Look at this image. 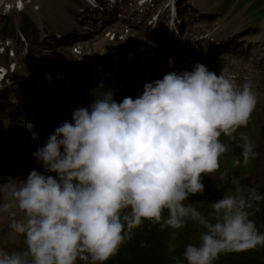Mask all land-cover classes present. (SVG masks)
Wrapping results in <instances>:
<instances>
[{
	"label": "clouds",
	"instance_id": "obj_1",
	"mask_svg": "<svg viewBox=\"0 0 264 264\" xmlns=\"http://www.w3.org/2000/svg\"><path fill=\"white\" fill-rule=\"evenodd\" d=\"M92 95L33 153L43 174L0 184V218L24 244L0 248V264H107L145 223L173 237L199 227L198 242L174 264H216L264 247L252 218L264 196L255 190L237 187L207 214L189 202L219 170L227 151L220 137L247 128L258 102L250 81L197 63L145 83L135 99L117 102L103 83ZM241 137L243 159H254V145Z\"/></svg>",
	"mask_w": 264,
	"mask_h": 264
},
{
	"label": "bare ground",
	"instance_id": "obj_2",
	"mask_svg": "<svg viewBox=\"0 0 264 264\" xmlns=\"http://www.w3.org/2000/svg\"><path fill=\"white\" fill-rule=\"evenodd\" d=\"M7 2L12 1V0H6ZM34 2H36V0H33ZM38 3L41 5L42 10L41 11H47V18L50 22L54 21V15L51 13L53 12V7H50V2L49 0H37ZM118 1V0H115ZM149 2H146V7H155L157 4L154 0H148ZM166 0H163V2ZM170 1V3L173 6H180L179 4L182 2V0H167ZM209 4V2H207ZM221 9L223 11H225V18L227 16H229L231 13H233L235 11V9L231 8L229 5H231L229 2L226 3H222L221 4ZM218 7V6H217ZM216 7V8H217ZM80 8H84V7H80ZM176 9V8H175ZM2 11V8H0V12ZM101 8L97 7L96 8V16H97V26L100 28L102 26V22L104 20L103 16L101 15ZM111 13V11L109 10V14ZM159 13H162L161 10H159ZM168 13V12H165ZM235 13V12H234ZM149 14V10H147L146 12V16H148ZM154 15V13H152ZM224 14V12H223ZM155 15H157L155 13ZM158 16V15H157ZM218 16V15H217ZM223 16V15H222ZM223 17V21L222 24H224L225 26L218 31L219 28V23H216V21L213 22V24H202L200 30H199V34L197 36L196 39H194L193 44L194 46L197 48L196 52L194 54V60H192V67L188 70L186 68H179V70L177 71V73H181L184 71H191L193 69V67L197 64V63H202L204 64L210 71H214L217 74H219L221 68H227L230 72L234 73L237 77V83H243L244 81H249V77L251 76V74L247 73V70L250 69H254L257 70L259 72V74H261L264 78V64H256V65H252L250 67V65L244 64L245 60H249L252 57L259 55L258 53H254L253 50L255 48V46L253 44H249V40H252L253 38H264V34H259L260 31H257L259 27H261V25H264V22L262 19L257 20L256 17L255 18H251L247 21H245L243 24L239 25L237 28H233L232 27V22L233 20L231 18H225ZM160 18V16H158V19ZM200 21L199 23L202 22H207L208 18L207 16H201L200 17ZM89 20L94 19L93 17H88ZM161 20V19H160ZM258 25V27H257ZM175 28L176 25L174 26ZM162 28V26H161ZM173 28V27H172ZM83 29H80V32L78 35H82L83 33ZM244 32L246 33L247 36L244 35ZM223 35H231L233 33H237L238 36L236 38L231 39L228 42H221V37L220 34ZM112 31H110V35H108V38L110 40L111 46L113 48H117L118 47V43L116 42L115 38L118 34V32H116L115 34L111 35ZM80 37H74L71 41H76L79 40ZM108 41V39H107ZM109 43V41H108ZM218 43H222L223 45H225L224 47V51L226 49H229L230 51V56L228 59H226L225 61L223 60H218L217 57L214 58L216 59V61L214 62V64H211L212 61V57L210 55L212 48L216 47L218 45ZM262 48L264 49V43H262ZM72 51L74 49L77 50H81L82 52L85 51V47L81 46L79 43H74L71 47ZM19 52H17L16 55H18ZM51 68L56 70V71H63L64 67L62 66H57V64H51ZM220 68V69H218ZM241 77V79L239 78ZM243 78V80H242ZM252 85L254 88V91L256 92L257 98L259 100V98H261L264 89H262L260 92H258L257 90V84L255 82V80H252ZM144 84L139 85L138 88H133V89H127L126 87H128L127 83L124 84L123 86H121V88L123 90H121V94H123V97L119 98V100L121 101L124 97H132L135 98L139 95V90L143 89ZM51 87L54 88V84H51ZM87 107V106H86ZM250 129L254 132H258L259 131V127L251 125ZM243 137H245L247 139V141H250L252 144L254 145V149L256 152L257 156H261L264 155V139L261 140H256V139H249L246 136L243 135ZM260 137V136H257ZM221 141L227 146V151L221 155L219 163H220V167L219 170L210 175V178L207 180L203 179V183L205 185V190H212V192L214 191V189H218L220 191H222V193H227V192H234L235 189L237 187H241L240 184H235L233 182V180L230 177H225L223 171H222V166L224 164L229 165L232 168H237L241 171H245V168L242 164V148L240 145V142L242 140H245L241 137V132L238 131L234 137H227V136H221L220 137ZM254 178H256L257 180H262L263 175H254ZM206 185L209 186L210 189H208L206 187ZM260 193V192H259ZM195 196H191L189 197V200L191 201H195L194 200ZM219 200V199H218Z\"/></svg>",
	"mask_w": 264,
	"mask_h": 264
},
{
	"label": "rangeland",
	"instance_id": "obj_3",
	"mask_svg": "<svg viewBox=\"0 0 264 264\" xmlns=\"http://www.w3.org/2000/svg\"><path fill=\"white\" fill-rule=\"evenodd\" d=\"M259 4H260V12L264 13V0H259ZM52 7H53V12H51L54 15V19L56 20L53 23H48L46 20V15H45V21L47 22V24H64V19L61 17V15L58 13L55 4L52 1ZM27 14L30 15V13L28 12ZM8 24H10V20H7ZM61 50L64 51L63 48H61ZM63 60L58 62L57 66H69L70 63L69 61H67L65 58H62ZM49 68H47L48 70ZM247 73L251 74V76L253 77V79L255 80L256 84H257V90L258 92H260L262 89H264V78L261 74H259V72L257 70L254 69H250L246 71ZM35 75L39 74V78L36 79V84L34 80H28L27 82L23 83L22 85L24 86V88L22 89V91L19 93V96L17 95V91L15 93V95L12 93V91H10L7 95L8 97H6L7 99L2 103L1 109H0V126L3 129V132L6 136H9L11 138H15V141H19L23 142L22 138H20V136H13L10 135L8 133H5L4 129L10 130L11 132L14 131V128H16V130L20 127V124L18 122V116L15 114V111L13 110L12 107H10L11 102H15L18 104L19 108L21 106H26L28 108V110H34V107L37 105V101L39 100L40 97H44L46 95V92L44 91V87L48 84L47 81H45L43 79V76L40 75L39 73V69H37L35 71V73H33ZM71 83H75L74 81H71ZM44 86V87H43ZM10 98V99H9ZM49 104L51 101H47ZM117 102H120V100L118 99ZM90 103H85L83 105H79L80 107H86L88 106ZM73 105V103H72ZM10 109V110H8ZM71 113L73 112V110H69ZM45 114L48 115V113H46V110H44ZM53 113H51V117L54 119L52 120V122L46 126L42 123H38L39 119L42 117H37L36 114H32L31 115V120L34 124V128L36 130V133H38V138L35 139V141H33L30 146L36 150L38 147H40L43 143H46L47 139L46 136L47 135H51L54 130L60 126L62 124V120L64 121H71L66 119V117L62 114L56 113L54 116L52 115ZM45 119L48 122L46 115H45ZM11 122L13 123L14 127H11ZM49 123V122H48ZM24 144L25 149H27V146ZM255 145V144H253ZM26 158H30L29 156H27ZM25 167L27 165V163L23 164ZM18 163L9 158L6 152V149L3 150V146L0 143V174L7 178L12 176L15 172H18ZM207 175H205L204 177H206ZM256 183H261L262 182H256ZM206 187L208 189L209 186L206 185ZM260 189H264V187L261 188H257L256 190L260 192ZM209 191V190H208ZM225 194V193H224ZM261 196H264V193L261 194ZM199 199V194L195 195L194 200L197 201ZM189 202L191 203L192 201L189 200ZM197 206H203V210L207 211V203L206 200H204L203 203H197ZM254 215H253V219H255L257 227L260 229V223L262 224V228L260 229V231L264 232V199H262L261 201H259V204L257 203L255 208L252 210ZM196 228L197 233L194 237H181L179 238V241L176 242V245L178 247V249L180 251H184V248L187 244L189 243H197L199 240V235H200V229L199 227L193 226ZM0 248H4L6 250H19L18 248L22 249V242L18 241L15 237H13L9 232L7 233H3L1 235V242H0Z\"/></svg>",
	"mask_w": 264,
	"mask_h": 264
},
{
	"label": "trees",
	"instance_id": "obj_4",
	"mask_svg": "<svg viewBox=\"0 0 264 264\" xmlns=\"http://www.w3.org/2000/svg\"><path fill=\"white\" fill-rule=\"evenodd\" d=\"M130 260L112 259L107 264H164L155 251L148 252L140 246H134L130 251ZM216 264H264V247L256 250L232 253Z\"/></svg>",
	"mask_w": 264,
	"mask_h": 264
}]
</instances>
